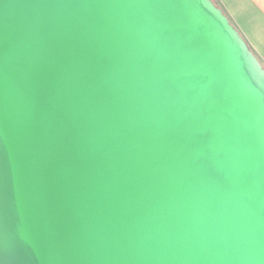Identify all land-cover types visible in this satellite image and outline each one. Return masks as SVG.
Wrapping results in <instances>:
<instances>
[{"label": "water", "instance_id": "1", "mask_svg": "<svg viewBox=\"0 0 264 264\" xmlns=\"http://www.w3.org/2000/svg\"><path fill=\"white\" fill-rule=\"evenodd\" d=\"M0 264H264V66L212 0H0Z\"/></svg>", "mask_w": 264, "mask_h": 264}, {"label": "crops", "instance_id": "2", "mask_svg": "<svg viewBox=\"0 0 264 264\" xmlns=\"http://www.w3.org/2000/svg\"><path fill=\"white\" fill-rule=\"evenodd\" d=\"M264 66V0H216Z\"/></svg>", "mask_w": 264, "mask_h": 264}, {"label": "trees", "instance_id": "3", "mask_svg": "<svg viewBox=\"0 0 264 264\" xmlns=\"http://www.w3.org/2000/svg\"><path fill=\"white\" fill-rule=\"evenodd\" d=\"M212 1H214V2L216 3V5H217V2H216V0H212Z\"/></svg>", "mask_w": 264, "mask_h": 264}]
</instances>
